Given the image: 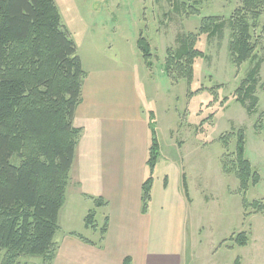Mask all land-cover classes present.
<instances>
[{
  "label": "rangeland",
  "instance_id": "1",
  "mask_svg": "<svg viewBox=\"0 0 264 264\" xmlns=\"http://www.w3.org/2000/svg\"><path fill=\"white\" fill-rule=\"evenodd\" d=\"M54 1L86 69L116 66L135 76L146 115L153 112L156 116L165 156L161 163L173 160L175 170L185 164L193 200L185 215L186 264H235L237 260L264 264V15L249 20L256 59L238 67L229 52V20L241 6L240 0ZM208 17L224 20L223 36L201 35L196 48L205 58L195 61L194 82L190 87L185 80L174 82L165 72L167 51L179 47L178 36L198 34L202 20ZM141 35L151 46V69L137 46ZM258 61H262L256 91L259 103L250 116L235 93ZM240 131L246 138L245 157L261 178L246 194L236 174L223 171L224 163L231 171L237 170ZM91 210L97 213L98 233L85 232L83 219L74 225L94 240L103 227L104 213L94 206ZM242 233L247 237L245 246L235 241ZM2 258L0 253V264ZM20 261L43 264L38 257Z\"/></svg>",
  "mask_w": 264,
  "mask_h": 264
},
{
  "label": "trees",
  "instance_id": "2",
  "mask_svg": "<svg viewBox=\"0 0 264 264\" xmlns=\"http://www.w3.org/2000/svg\"><path fill=\"white\" fill-rule=\"evenodd\" d=\"M240 1L241 6L229 20V52L238 67L256 59L249 20L256 21L264 15V0ZM196 12L192 10V14ZM225 26L219 17H208L202 20L198 34L178 36L179 47L167 51V75L174 82L185 80L190 87L195 77V61L205 58L196 48L199 37H222ZM137 46L151 69L149 42L141 35ZM261 65L262 61L254 65L235 93L236 101L250 116L256 113L259 103L256 91ZM85 78L77 44L62 24L54 0H0L1 264H21L23 258L33 257L42 258L43 264H53L55 260L59 215L67 200L82 133L73 121L82 101ZM149 118V176L142 185L144 214L152 202L154 171L160 156L155 114L151 112ZM245 145V134L240 131L235 152L237 170L231 171L224 163L223 171L234 172L240 180V190L246 194L261 178L245 157ZM95 204L97 208L107 205L102 199H96ZM249 206L245 198L244 207ZM96 216V211L86 216L87 229L97 230ZM107 230L106 218L100 228L99 246ZM72 235L91 243L82 235ZM235 241L245 246V233ZM235 264L241 263L237 260Z\"/></svg>",
  "mask_w": 264,
  "mask_h": 264
},
{
  "label": "crops",
  "instance_id": "3",
  "mask_svg": "<svg viewBox=\"0 0 264 264\" xmlns=\"http://www.w3.org/2000/svg\"><path fill=\"white\" fill-rule=\"evenodd\" d=\"M78 54L86 78L73 124L82 133L59 215L53 264H186L185 215L193 200L185 164L175 170L173 160L161 163L165 156L160 145L152 202L144 214L142 185L149 176L150 115L144 111L136 78L116 66L88 70ZM96 199L107 205L97 208ZM91 206L103 211V224L108 221L101 246L100 231L90 240L80 232V225H74L83 219V230L94 232L85 227Z\"/></svg>",
  "mask_w": 264,
  "mask_h": 264
}]
</instances>
